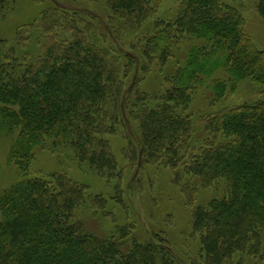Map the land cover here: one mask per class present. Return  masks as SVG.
I'll return each instance as SVG.
<instances>
[{
    "label": "trees",
    "instance_id": "trees-1",
    "mask_svg": "<svg viewBox=\"0 0 264 264\" xmlns=\"http://www.w3.org/2000/svg\"><path fill=\"white\" fill-rule=\"evenodd\" d=\"M100 1L114 32L135 33L156 12L149 0ZM5 7L6 0H0V12ZM254 10L264 21V0H255ZM153 27L144 45L131 47L146 60L143 72L150 73L157 61L155 72L167 84L161 92H147L137 77L125 88L135 58L122 59L99 46L92 39L94 23L76 12L50 7L19 27L20 48H26L31 29L42 43L36 57L26 53L29 61H19L14 48L0 61V128L17 132L9 158L25 174L33 148L51 138L96 175L119 178L107 136L117 133L127 113L136 123L138 146L128 141L125 156L169 167L175 182L190 176L205 188L223 187L221 197L193 209L191 226L202 256L198 264H241L237 253L263 260L264 50L255 47L240 11L221 0H179L174 20L155 18ZM183 39L190 47L179 64L174 49ZM171 58L179 65L163 73ZM217 69L228 76L214 85L215 93L229 80L249 78L260 95L203 116L202 142L194 145L187 110L196 86ZM85 190L64 172L0 190V264H172L160 237L126 245L123 228L116 240L89 233L74 218ZM93 203L101 209L105 199L97 195Z\"/></svg>",
    "mask_w": 264,
    "mask_h": 264
},
{
    "label": "rangeland",
    "instance_id": "rangeland-1",
    "mask_svg": "<svg viewBox=\"0 0 264 264\" xmlns=\"http://www.w3.org/2000/svg\"><path fill=\"white\" fill-rule=\"evenodd\" d=\"M156 7L153 17L137 32L112 31L108 22L109 11L100 0H6L5 10L0 12V61L4 54L14 48V56L19 61H29L28 52L36 57L40 51L42 39L35 30L25 49L16 44V31L33 22L39 14L50 7H56L70 13L76 12L82 18L94 23L96 34L93 40L99 46L112 48L122 59L127 56L135 58L130 74L124 78L125 88L137 77L141 78L142 88L147 92H161L166 88L163 75L156 73L157 61L150 64V73L142 71V58L139 48L132 44L144 45L146 38L153 35V24L156 19L172 21L176 16L179 0H149ZM240 11L244 19V27L255 47L264 50V21L254 10L255 0H221ZM117 28V27H116ZM190 41L185 39L174 49V57L179 64L186 60ZM192 43V42H191ZM178 49V50H177ZM172 61L164 68L163 73L173 72L178 64ZM125 61V60H122ZM228 74L217 69L203 83L196 86L187 113H191L194 127L193 144L202 142V117L216 112L224 106L253 102L259 98L260 87L249 78L235 83L227 81L221 92L215 93L214 85L221 83ZM212 81V83H211ZM217 81V82H213ZM117 126V133L107 136L117 161L119 178L96 175L85 164H79L71 150L65 146L53 144L51 138H45L32 151V159L28 171L20 172L17 165L9 158V153L16 141L17 132H8L0 128V190L18 183L26 178L45 176L52 172H64L73 180L85 186V202L75 211V220L81 222L91 234L100 238H119V230L128 231L126 245L132 239L138 242H156L160 237L166 241L172 264H198L202 261L200 241L193 232L191 222L193 209L197 205H206L212 198L223 194V187L208 189L203 187L198 178L184 176L181 182H175L173 171L155 161L131 160L125 156L124 148L132 140L138 146L137 127L133 119L126 113ZM97 195L105 199L100 209L93 203ZM118 197H121L122 200ZM235 260L241 264H264V259L249 257L237 253Z\"/></svg>",
    "mask_w": 264,
    "mask_h": 264
}]
</instances>
